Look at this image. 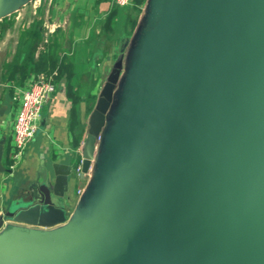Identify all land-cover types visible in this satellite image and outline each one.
Returning a JSON list of instances; mask_svg holds the SVG:
<instances>
[{"label":"water","instance_id":"1","mask_svg":"<svg viewBox=\"0 0 264 264\" xmlns=\"http://www.w3.org/2000/svg\"><path fill=\"white\" fill-rule=\"evenodd\" d=\"M221 2L231 13L230 1ZM204 5L200 0H154L145 48L138 55L142 59L129 77L137 87L105 135L100 177L95 178L103 184V194L74 213L65 196L67 170L57 173L54 186L41 185L14 200L0 220V244L20 254L19 264H164L163 257L194 264L189 252L217 242L225 247L222 264H264L263 224L259 229L249 217L198 227L193 223L200 205L191 201L188 206L204 169L228 172L238 165L236 170H264V13L255 14L261 26L252 23L244 30L236 24L235 12L223 21L201 13ZM252 7L255 12L257 0ZM10 8H1L0 14ZM121 72L120 64L91 117L83 174L95 161ZM251 73L259 83L247 81ZM241 86L244 100L233 118L259 139L254 152L215 143L223 131L221 121L232 110L233 90ZM5 111L0 107V116ZM5 144V138L0 140V174L11 172L4 162ZM263 217H258L260 223ZM235 228L242 229L251 258L231 254L221 237ZM206 230L221 238L192 244Z\"/></svg>","mask_w":264,"mask_h":264},{"label":"crops","instance_id":"2","mask_svg":"<svg viewBox=\"0 0 264 264\" xmlns=\"http://www.w3.org/2000/svg\"><path fill=\"white\" fill-rule=\"evenodd\" d=\"M110 9L112 10L110 3L103 1V4L95 9L97 12L90 15L88 24L67 20L64 26L60 27L61 34L56 37V41L53 39V43L59 48L55 63V71L60 73L57 90L43 108L40 128L21 164L9 173L0 174V220L14 200L31 190L36 191L41 185L54 186L57 173L67 170H70L71 174L69 190L65 196L71 211L77 213L86 209L96 196H100L101 192L103 194V184L95 180L100 177L99 169L103 161L101 155L95 157L97 162H94L89 179L82 178L76 172L83 159V146L100 94L116 67L121 64L122 71L124 69L119 57L121 52L111 56V52L103 49V38L111 40L113 37L123 42V35H126L127 31L131 35L139 25L138 23L133 29L128 22V16L124 20L122 9L111 30L105 31L104 27L112 12ZM54 33L52 30V37ZM38 55L37 52L36 58ZM111 60L115 61L114 66L104 80L103 65L107 68V73ZM125 71L130 73L129 70ZM20 87L14 85V90ZM14 96L15 92L13 98ZM5 107L4 115H9V118L0 126V140L5 138V147L9 149L11 125L17 104L12 99V106ZM108 124L109 132L115 124V118L112 122L108 119ZM107 133L103 132L104 135ZM5 158L7 168L8 157ZM20 259L19 253L14 254L6 245L0 244V264H19Z\"/></svg>","mask_w":264,"mask_h":264},{"label":"rangeland","instance_id":"3","mask_svg":"<svg viewBox=\"0 0 264 264\" xmlns=\"http://www.w3.org/2000/svg\"><path fill=\"white\" fill-rule=\"evenodd\" d=\"M103 1L104 0H23L22 4L16 6L12 11L0 14V107L12 106L13 88L15 84L10 80L13 69L8 67V65H22V59L25 58L27 54L23 45L28 31L33 27H38L43 31L45 40L43 43L41 42L38 47V53H41L45 50L46 45L51 46L52 41L57 39L56 37L61 34V32H59L61 29L60 27H63L67 20L72 23L80 22L81 24H88L91 18L90 15L97 12L95 9L103 4ZM153 3L154 0L144 1L137 22V24L139 23L137 30L133 31L131 35H127V31L126 35H123V42L115 40L113 37V40L103 38V49L107 50L109 53L111 52V56L118 55L121 52L119 57L124 69L115 92V97H117V99H119L117 95L122 89L125 81L130 77V73L128 74L125 70L135 68V62L137 63L141 59L140 56H138L141 52L136 50L135 44L136 40L140 37L144 38V34L148 30L147 27L149 18H151V7ZM127 7L128 8H125L126 10L124 9L123 12L124 20H126V16L133 13L131 6ZM202 8L200 12L203 14H212L211 11L216 10L218 12V17H221L223 21H229L232 16L231 13L228 12L229 8L226 2H219L217 5H211L209 3ZM224 10H226L225 13H223ZM257 14L260 15V12L258 11ZM52 30L55 31L53 34L54 38L51 35ZM227 30V32L230 33L231 26H228ZM19 55H21V57H19ZM114 62L115 61L111 60V63L108 64L109 69L107 73H105L107 68L103 65L104 80L109 76ZM138 66H136L135 70ZM137 71H141L140 73H142V67H139ZM255 78L257 77L253 73L246 75L247 81L253 80L259 83L260 80L258 81ZM261 79L263 80V78ZM111 112L108 117L109 122H112V119L115 117ZM8 116H0V126L6 121V118H9ZM107 125L108 126L103 130L104 133L108 132V120ZM104 140L105 138L99 142L97 157L100 156ZM95 162L97 161L95 160ZM237 166L238 165H235L233 168H230L231 171L228 172L225 170L215 171L214 168H208L202 170L198 174L197 180L190 193L191 196L188 200V206L191 204V201L192 204L194 202V204L197 203V206L198 204L200 205V207L198 206L199 211L194 214V216H196L195 219H197L194 221V225L198 227H202L205 224L219 226L225 223L231 224V222L238 219H249V217L252 222L258 225L259 229L262 224L264 225V217L261 223V219L258 218L260 215L264 214V170H255V168L253 170L250 168L236 170L238 168ZM255 185L256 187H254ZM249 189L253 193L249 194ZM248 210L251 212H248ZM252 216L254 218H252ZM221 237L230 244L231 254L251 258L252 254L243 240L244 234L242 229L235 228ZM221 237L215 231L206 230L200 234L198 239H194L192 244L205 243L206 239L213 240Z\"/></svg>","mask_w":264,"mask_h":264},{"label":"trees","instance_id":"4","mask_svg":"<svg viewBox=\"0 0 264 264\" xmlns=\"http://www.w3.org/2000/svg\"><path fill=\"white\" fill-rule=\"evenodd\" d=\"M106 1L108 3H111L113 0H104V2ZM144 1L145 0H132V4L130 5L131 9L133 10L132 11L133 13H131L128 16V22L129 24H131L133 29L137 25L139 14L142 11L141 6L144 4ZM125 8H128V7H112V10H111L112 12L109 18L107 19V23L104 27L105 31L111 30L112 25L115 23V19L119 16L120 10L122 9L124 10ZM150 20L151 19L149 18V22ZM147 28L149 29V23H148ZM127 35H130V34H127ZM146 36L147 34H144V38L140 37L138 40H136L135 48L136 50H139L141 53L143 49L145 48V41H146L145 37ZM44 40H45L44 33L42 30H40V28L33 27L30 31H28L26 40L23 45L27 54H26V57L22 59L23 60L22 65H16V64L13 66L8 65V67L13 69L10 75V80H12L16 86L23 87L25 82L28 80V78L33 74L51 73L56 70L55 63L57 61V55L59 52V48H58V45L55 44V42L53 43L52 41L51 46L46 45L45 50L39 53L38 57L36 58L38 47L41 42L43 43ZM19 57H21V55H19ZM141 57L142 55L140 56V58ZM129 72L133 73V68H130ZM59 75L60 73L58 72V75L56 77L57 82L59 80ZM135 75L140 76V74L138 73ZM136 87H137V83L133 79L128 78L125 81L122 89L117 95L119 96L118 97L119 99L115 97L113 106L111 108V111H112L111 114H114L115 117L118 115V113L120 112V109L124 108L123 105L125 103H129V101L131 100L130 99L131 94L133 92V89H135ZM244 94L245 92L242 86L240 90L239 89L233 90L232 110L227 116V118H224V120L221 121L223 124V131L222 132L220 131V135L219 136L217 135L215 137V143L217 139L222 145L231 144V146L237 149L240 148L242 151L251 150L252 152H254L255 150L252 149V146L255 145L259 139L257 137L250 135L249 132L243 129L242 124L240 123V119L233 118V115L235 111L237 110V108L240 105H242L241 103L244 100ZM8 151L9 149H6L5 147V157L8 155ZM256 152L258 153V149L256 150ZM103 154H104V147L100 151V155L102 156ZM260 155H264V150L261 151Z\"/></svg>","mask_w":264,"mask_h":264},{"label":"built area","instance_id":"5","mask_svg":"<svg viewBox=\"0 0 264 264\" xmlns=\"http://www.w3.org/2000/svg\"><path fill=\"white\" fill-rule=\"evenodd\" d=\"M110 4L111 7H127L132 4V0H113ZM57 75V71L33 74L23 87L14 90L13 101L17 107L11 125V143L7 155L8 169H15L23 161L30 143L40 128L43 108L57 90ZM103 138H105L104 134L98 139L97 149ZM94 162L88 173L83 174V161H81L76 169L77 174L89 179Z\"/></svg>","mask_w":264,"mask_h":264},{"label":"flooded vegetation","instance_id":"6","mask_svg":"<svg viewBox=\"0 0 264 264\" xmlns=\"http://www.w3.org/2000/svg\"><path fill=\"white\" fill-rule=\"evenodd\" d=\"M23 0H0V9L5 7H11L9 11H12L15 9L16 6H20L22 4ZM222 0H200V2H204L205 4H215L217 5ZM231 5L230 12H235L234 18L235 22L239 27H244V30L246 27L251 26L252 23H259L261 26L260 21L258 20V16H255L258 11L262 14L264 13V0H257L258 7L257 10L254 12V9L252 7V0H229ZM262 1V3H261ZM186 6H190V4L186 1ZM239 5L242 11V15L239 13ZM187 10V8L185 9ZM215 12V13H214ZM212 14L209 13L213 18H215V15H217V11H211ZM252 14V16H251ZM233 21V20H232ZM261 33V28L259 29ZM262 34V33H261ZM246 36V34H245ZM248 37V36H246Z\"/></svg>","mask_w":264,"mask_h":264},{"label":"bare ground","instance_id":"7","mask_svg":"<svg viewBox=\"0 0 264 264\" xmlns=\"http://www.w3.org/2000/svg\"><path fill=\"white\" fill-rule=\"evenodd\" d=\"M225 247L221 242L214 243L208 247L197 248L189 252V259L194 264H222ZM161 262L164 264H179L174 260L163 257Z\"/></svg>","mask_w":264,"mask_h":264}]
</instances>
